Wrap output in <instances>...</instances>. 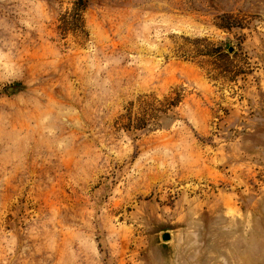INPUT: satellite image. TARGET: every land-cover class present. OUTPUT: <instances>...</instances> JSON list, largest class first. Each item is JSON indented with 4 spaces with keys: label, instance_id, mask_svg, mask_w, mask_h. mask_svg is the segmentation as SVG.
<instances>
[{
    "label": "rangeland",
    "instance_id": "374dc122",
    "mask_svg": "<svg viewBox=\"0 0 264 264\" xmlns=\"http://www.w3.org/2000/svg\"><path fill=\"white\" fill-rule=\"evenodd\" d=\"M86 1L0 0V264H264V0Z\"/></svg>",
    "mask_w": 264,
    "mask_h": 264
},
{
    "label": "trees",
    "instance_id": "16d2710c",
    "mask_svg": "<svg viewBox=\"0 0 264 264\" xmlns=\"http://www.w3.org/2000/svg\"><path fill=\"white\" fill-rule=\"evenodd\" d=\"M87 6V1L86 0H79L78 2V7H81V11L84 10ZM182 99H183V95L182 93L176 92L174 91L171 95L165 97V102L164 104H161L163 107H165V109L162 111L165 114V117H169L167 114L168 112L173 111L175 108H177L180 103H182ZM155 111H157L156 109H154ZM129 121L133 122V118H131V116L128 117ZM153 119H155V116H152ZM165 118V119H166ZM139 127H137L138 129Z\"/></svg>",
    "mask_w": 264,
    "mask_h": 264
},
{
    "label": "water",
    "instance_id": "95a60500",
    "mask_svg": "<svg viewBox=\"0 0 264 264\" xmlns=\"http://www.w3.org/2000/svg\"><path fill=\"white\" fill-rule=\"evenodd\" d=\"M230 52H233V49L232 48L230 49ZM163 240L164 241H169L170 240V235L169 234H164L163 235Z\"/></svg>",
    "mask_w": 264,
    "mask_h": 264
}]
</instances>
